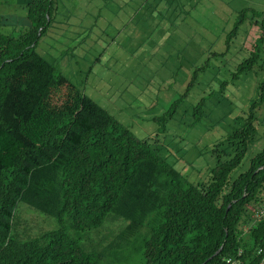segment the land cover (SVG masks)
<instances>
[{
    "label": "trees",
    "instance_id": "16d2710c",
    "mask_svg": "<svg viewBox=\"0 0 264 264\" xmlns=\"http://www.w3.org/2000/svg\"><path fill=\"white\" fill-rule=\"evenodd\" d=\"M248 10L240 11L226 42ZM56 12L57 0H28L29 27L18 36L2 32L0 16V264H102L132 248L142 254L140 264H226L228 257L262 264L256 250L264 244V218H254L252 207L264 205V127L260 136L255 125L264 80L259 100L212 147L208 178L193 183L37 50ZM251 15L259 19V35L232 79L251 71L264 48V10ZM177 102L155 119L167 122ZM202 102L193 115L201 114ZM247 153L245 167L231 179ZM21 201L60 227L16 239ZM109 213L126 223L105 252L84 249L62 226L96 229Z\"/></svg>",
    "mask_w": 264,
    "mask_h": 264
},
{
    "label": "rangeland",
    "instance_id": "374dc122",
    "mask_svg": "<svg viewBox=\"0 0 264 264\" xmlns=\"http://www.w3.org/2000/svg\"><path fill=\"white\" fill-rule=\"evenodd\" d=\"M27 1L0 0L4 34L18 36L28 29ZM242 9H249L246 18L226 42ZM252 10H264V0H57L55 21L39 39L37 50L196 183L207 179L215 164L212 147L239 124L237 118L245 115L249 104L259 100L264 48L251 71L232 79L259 35L254 24L259 19L252 17ZM223 81L227 84L221 94ZM200 99L202 112L193 115ZM176 100L167 122L155 119ZM256 118L261 136L264 100ZM248 156L231 172V179L245 167ZM13 223L12 234L19 240L60 227L54 217L22 201ZM125 223L109 213L96 229L78 232L68 222L62 226L84 249L105 252ZM106 257L102 264H140L143 259L134 248L120 260Z\"/></svg>",
    "mask_w": 264,
    "mask_h": 264
},
{
    "label": "built area",
    "instance_id": "2783aa9c",
    "mask_svg": "<svg viewBox=\"0 0 264 264\" xmlns=\"http://www.w3.org/2000/svg\"><path fill=\"white\" fill-rule=\"evenodd\" d=\"M252 215L254 218L260 219L264 218V205L256 206L252 208ZM241 252L239 251V254ZM257 255H262L261 262L264 264V244L262 246L257 247L256 250ZM226 264H240V262L234 257H228L225 259Z\"/></svg>",
    "mask_w": 264,
    "mask_h": 264
}]
</instances>
